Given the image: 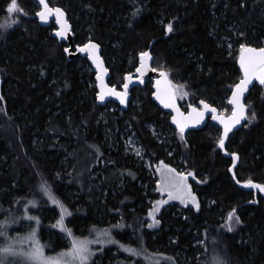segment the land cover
Segmentation results:
<instances>
[{
    "label": "trees",
    "instance_id": "obj_1",
    "mask_svg": "<svg viewBox=\"0 0 264 264\" xmlns=\"http://www.w3.org/2000/svg\"><path fill=\"white\" fill-rule=\"evenodd\" d=\"M9 2L0 0V205L14 209L37 201L47 253L66 248L72 237L50 223L54 217V222L60 220L61 209L40 189L44 180L71 213L64 214L63 223L78 239L80 233L88 238L107 227L122 242L137 236L139 248L165 255L169 264H217V257L225 264H264V194L255 187L241 188L248 179L264 184V87L256 85L247 99L248 116L255 110L256 119L228 138V154L240 155L232 177V159L223 156L217 143L219 128L208 125L184 134L187 139L178 141L177 152L170 156L149 124L171 132L176 140L181 135L172 128L170 115L152 100L151 83L132 92L140 106L130 104L119 112L98 105L97 89L89 87L94 73L84 67L87 59L69 61L68 46L52 36L54 24L39 26L34 0H18L26 15L8 13ZM49 3L68 13L78 45L88 37L101 45L110 84L118 90L138 65L139 53L149 51L153 68L168 71L191 101L198 104L206 98L222 110L241 78L239 53L231 43L264 47V0ZM114 54L120 62L111 66ZM128 129L152 167L163 161L179 173L178 158L188 164L195 176H187V182L194 177L199 209L179 213L177 206L165 207L160 228L150 232L149 200L157 199L151 193L155 184L144 165L126 153L123 137ZM232 209L242 223L237 225L234 217L229 231L226 218ZM197 256L205 261H196ZM95 258L116 264L108 250Z\"/></svg>",
    "mask_w": 264,
    "mask_h": 264
},
{
    "label": "snow or ice",
    "instance_id": "obj_2",
    "mask_svg": "<svg viewBox=\"0 0 264 264\" xmlns=\"http://www.w3.org/2000/svg\"><path fill=\"white\" fill-rule=\"evenodd\" d=\"M38 4L41 6V10L35 15L39 17L41 21H48L51 17H55L56 23L59 24L57 28L56 35L63 38L68 35L71 31V26L66 19V14L63 8L52 7L50 6L48 0H38ZM8 13H24L25 10L20 6L18 0H10L7 4ZM18 19V17H17ZM9 24L15 23V21L8 22ZM167 32H173V23L169 22L166 25ZM240 35H243L241 33ZM100 45L89 40L88 43L77 46L78 50L81 52H86L91 54L92 60L95 62L96 67L100 69V74L98 79L100 81L101 91L98 93L99 99L101 101L105 100V97L108 95L118 97L121 103H127V89L128 83L123 85V91H117L115 87H109L104 81V74L107 73V68L103 65V60L98 54V49ZM240 54H239V65L242 69V77L239 82L233 86L231 97L229 98L230 104L233 106L231 109V115L223 116L218 114V110L207 102L201 100L200 104L203 105V108H197L192 106V111L185 114L180 110L176 105V96L177 90H183L182 84L173 83L169 78V72L166 70H161V75L163 80H157L156 89L157 91L153 93L156 98L163 104L166 108H174L176 115L172 117V120L178 126L181 139H184V133L186 128L190 124H200L205 117L206 112L212 114L214 120H218L223 125V134L220 136L217 141L218 146L221 149H225V141L228 139L229 132L237 125L240 124L241 120L247 116L249 109V104L244 102L245 93L249 91V86L253 84V80L258 81L259 85L264 86V47L255 48L251 45L241 43L239 45ZM69 51V49H65ZM140 57V66L136 69L137 72L143 75L145 69L149 66V61L151 60V53L149 51H143L139 53ZM131 74H128L127 79L131 80ZM186 91H182V95H187ZM248 122L251 123L256 119L255 110L252 111L251 116H248ZM226 151V149H225ZM230 156L233 158L231 169L233 170V175H235V167L237 161L240 160L239 153L232 152ZM160 164L163 166L160 170L162 174L165 170L170 174L167 181L164 184V187L161 191L169 192V199H180L183 203L191 201V203L199 209L200 205L196 198L195 193L191 189V185L187 183V176H195L194 172H188L187 174L183 172H176V169L172 168L170 165L164 164L163 161H160ZM239 182V181H238ZM249 187H255L264 191V184L256 183L251 179H248L243 182ZM42 192L49 196L52 200V203L58 204L61 209L60 220L57 221V226L60 227L63 231L66 232L68 237L71 239V247L64 250L61 253L57 254L56 258L46 257L44 254V245H42L38 238V229L40 225V219L36 216L27 215L25 212V218L29 221H35V227L30 228L27 234L21 236L17 234L16 236H9L7 233V224L8 221H3L5 228L0 230V238L3 239V243L0 244V264H89L91 257L95 255L96 252H102L103 249H91L89 244L91 243H117L114 239H108L104 241H88L86 239H78L73 236L72 230L68 229L63 223L64 214H71L67 212L66 206L56 199L52 192L51 186L47 183L46 180L42 181L39 184ZM18 202V201H17ZM167 201H156V207L151 209L149 215L152 217V223L148 225L149 228L154 227L160 223L156 219L155 213L159 211L160 206ZM37 204L36 200H28L24 204V208L27 209L28 205L35 206ZM235 217V223L238 225L242 223L239 216L236 214V210L232 209L227 215L226 218V227L229 231L233 229V218ZM95 227V226H93ZM116 227H122V225H117ZM103 234V233H102ZM27 243V247H25ZM120 247L123 248L126 252L132 253L133 255H143V249L134 248L130 245L120 244ZM150 259V257H146ZM217 264H225V262L220 261L217 257Z\"/></svg>",
    "mask_w": 264,
    "mask_h": 264
},
{
    "label": "rangeland",
    "instance_id": "obj_3",
    "mask_svg": "<svg viewBox=\"0 0 264 264\" xmlns=\"http://www.w3.org/2000/svg\"><path fill=\"white\" fill-rule=\"evenodd\" d=\"M38 9H39V7H38ZM15 14H19V12L15 13ZM55 29H56V27H55ZM74 31H75V29H74ZM89 40H91L90 37H88L87 41L89 42ZM239 45H240V43L233 42V43H231L230 47H231V49H234L235 52H238L240 54ZM119 62H120V60H119L118 56H116V54H114L112 57L111 66H113ZM139 63H140V61L138 62V65L136 67L133 66L134 72L138 68ZM129 64L132 66V64H133L132 61ZM84 67L87 71H89V72L92 71L90 64L89 65L85 64ZM131 73H133V72H131ZM128 74H130V73H127L126 76ZM126 76L124 77L123 85L125 84ZM169 76H170V74H169ZM183 81H185V80H183ZM123 85L119 90H121L123 88ZM92 86L96 87L95 74H94V83L90 82L89 87H92ZM262 87H264V86H262ZM140 88H136V90H138ZM182 91H186V88H183V90H179V89L177 90V99H178V102H179L182 110L187 112L188 109L192 106L198 107L199 103L195 104L193 101H191L188 94L182 95ZM201 100L215 105L214 103L207 100L206 98H202ZM130 104H131V106H140V102L138 101V99L134 98L133 96H132ZM224 104H225L224 108L222 110H220L221 115H223V116L231 115L232 107H230L229 99H226ZM105 107H108V109H110V110H118L119 112L122 110L117 103L116 104L115 103H113V104L109 103ZM149 127L152 130L153 135L158 137V141L167 145L169 151L171 152V153H169L170 156H173L177 152V149H178L177 145L179 144L178 141H182V140L187 139V136H184V139H181V137H179L176 140V139H174L173 134L169 131L167 132L164 129H161L160 131H158L153 124H149ZM178 133H180V132H178ZM184 134H187V133H184ZM220 134H221V131H220ZM123 139H124L126 153L133 155L138 163H141L144 165V167L150 173L149 176L151 177V181H153L155 184L154 185L155 187L152 188L151 193L157 194V199L156 200H151V199L149 200L151 208L153 209L156 207V204H155L156 201H167V203L162 204L160 206L159 211L155 213L157 220L160 221L161 212L165 207L177 206L179 213H181L186 208H196L191 203V201H188L187 203H183L180 199H175V198L169 199L168 198L169 192L168 191H161V189L164 187V184L167 181L170 174L166 170L162 174L160 169L163 166L160 163L157 164L155 167L151 166L150 160L146 156V152H145L144 148L140 144V142L137 139V137L135 136V134L130 129H128L127 132H125ZM178 159H179L178 163L181 165L180 171L187 174L188 173V164L185 163V161L181 157H179ZM193 180H194V177H193V179H191V181L189 180L187 182L188 184L191 185V189H192ZM198 183H199V181L196 180L195 184H198ZM262 193L264 194V191H262ZM196 198H197V196H196ZM24 204L25 203H22V205L21 206L19 205V207L18 206H15V207L12 206V208L14 207V209H11V207L5 208L4 206L0 205V230H3L5 228V225L3 224V221H5V220L8 221V224L6 227H7V233L9 236H16L17 234H20L21 236H23L24 234H27L29 232L30 228L36 226L35 221H29L28 219L25 218V212H27V215L39 217V214L35 210L36 206L28 205L27 209H25ZM54 221H56V217L52 218V220H50V223L53 222L52 223V224H54L53 227L58 228V230L61 231L62 229L60 227H58L57 223ZM152 222H153L152 217L149 215L148 225L151 224ZM55 225H56V227H55ZM23 226L26 227L27 229L23 230V231H18ZM40 228H41V222H40L37 234H38V238H39L40 243L42 245H44V254L46 257L56 258L58 253H61L64 250L71 247V242L65 241L67 243L66 248H64V249H62L56 253H47L45 251L47 248V245L45 244V241L43 239H41V237H40ZM106 228L107 227H104V228L102 227L100 230H96L95 232L93 231V234L91 236H89L88 238H86V236L84 234L80 233L79 238L82 237V240L86 239L88 241H104V240H108L111 238V239H114L115 241H119L120 244L130 245L134 248L140 249L139 244H141V243H139L137 236L136 237L130 236L127 241L122 242L120 240H116L115 237L113 236V234H112L113 228H111V229H106ZM159 228H160V223L158 225H155L154 227L149 228V230H150V232H155ZM50 232L52 233V231H50ZM62 238H63L62 240H64V237H62ZM193 240H195V239H193ZM193 242H194V245L200 244L198 241H193ZM2 243H3V239L0 238V244H2ZM120 244H117V243H107V244H105V243H91V244H89V247L93 250L102 248L103 249L102 252H105L108 250V252L110 253V256L116 260V264H138L137 262H139V264H169L170 263V261H168L166 259L165 255L164 256L157 255L159 253L150 254V253L145 252L144 250H143V255H139V256L133 255L132 253H128L123 248H121ZM24 246L27 247V243H25ZM113 247H118V248L113 249ZM102 252H96L95 255L91 257V261L89 262V264H94V262H93L94 260H95V264H104V262L101 259L95 258L96 256H98ZM156 252H158V250ZM146 257H150V259H148ZM179 257H181L183 260H185L184 256L179 255ZM187 259H189V258H187ZM197 259L201 260V261H205V259H201V258H199V256H197L196 261H197ZM188 261L191 263L190 260H188ZM173 262L175 263V260Z\"/></svg>",
    "mask_w": 264,
    "mask_h": 264
},
{
    "label": "water",
    "instance_id": "obj_4",
    "mask_svg": "<svg viewBox=\"0 0 264 264\" xmlns=\"http://www.w3.org/2000/svg\"><path fill=\"white\" fill-rule=\"evenodd\" d=\"M35 2L37 3L39 9L41 10V6L38 4V0H35ZM49 2V0H48ZM50 4V3H49ZM51 6V5H50ZM39 10V11H40ZM65 14H66V19L68 20V23L70 24L71 26V31L68 33V35L66 37H59L56 35V31H54L53 33V38L56 39L59 43H64V44H67L68 47L66 49H69V51H65L66 55L68 56L69 58V61H71L72 59H76V58H86L90 64V67L92 68V71L93 73L95 74V82H96V88H97V102H98V105L102 106V107H105L107 106L109 103H117L119 104L120 108L123 110V111H127L128 108H129V105H130V102H131V99H132V91L136 88H140V87H144L147 83H151L152 85V91L153 93H155L157 91L156 89V82L157 80H163V77L161 75V72L160 71H157L156 69L153 68V59L151 57V60L149 61V66L145 69L143 75L141 76V73L137 72L135 70V72L133 73H130L131 74V80L129 81L127 79L128 75L126 76L125 78V83H128V89H127V103H121L120 102V99L118 97H115V96H111V95H108L105 97V100L101 101L99 99V96H98V93L101 91L100 89V81L98 79V75L100 74V69H98L96 67V64L95 62L92 60L91 58V54L90 53H86V52H81L78 50L77 46H82V45H78L76 42H75V35L73 33V26L72 24L70 23L69 21V15L68 13L65 11V9L63 8ZM36 19H37V22L39 24V26L43 27V28H49L51 26L52 23H54L56 29L59 28V24L56 23L55 21V17H51L48 21H41L39 19V17L36 15ZM96 43V42H95ZM98 44V43H97ZM100 45V44H99ZM98 54L99 56L102 58L103 60V65L105 68H107V73L104 74V81L105 83L109 86V87H114L110 84V80H111V71L109 70L108 66H107V63L103 57V49L100 45L99 49H98ZM140 61V60H139ZM139 66H140V63H139ZM138 66V67H139ZM239 72L241 74V77H242V69L240 68V65H239ZM258 84V81L256 80H253V84L249 86V91L251 89H253L255 87V85ZM117 91H123L124 89L122 88L121 90H118L116 88ZM249 91L247 93H245V97H244V102L247 104L246 102V96L247 94L249 93ZM152 99L153 101L155 102V104L158 106V108H160L164 113H167V114H170L171 116V120H170V123L172 125V127L179 132V129H178V126L175 124V122L172 120V117L174 115H176V112H175V109L174 108H166L163 104H161V102L156 98L155 95L152 96ZM176 105L180 108V110L182 112H184L185 114L189 113L192 111V107H190L188 109L187 112L183 111L179 102H178V99H177V96H176ZM196 107V106H195ZM215 107L217 110H218V114L221 115L219 109L216 107V106H213ZM233 107V106H232ZM197 108H203V105L198 104V107ZM248 116V114H247ZM247 116L241 120L240 124H237L231 132H229L228 134V138L230 135L232 134H235L237 132H239L242 128H244V126L246 125L247 123ZM208 125H212V126H216L217 128H219L223 134V125L218 121V120H214L212 118V114L210 112H206L205 114V117H204V120L200 123V124H190L186 130H185V133H188V132H193V131H196V130H203L205 129ZM227 141L228 139L225 141V149H226V144H227ZM220 151L222 152L223 156H225L226 158L228 159H232L233 158L230 156V154H228L227 150L225 151V149H221L219 147ZM238 162L236 163V166L238 165ZM235 170V169H234ZM230 172H231V175L232 177H234L233 175V170L230 168ZM241 188H245V189H250L252 187H249V186H242ZM257 190L259 192L262 193V191L260 189L257 188Z\"/></svg>",
    "mask_w": 264,
    "mask_h": 264
},
{
    "label": "bare ground",
    "instance_id": "obj_5",
    "mask_svg": "<svg viewBox=\"0 0 264 264\" xmlns=\"http://www.w3.org/2000/svg\"><path fill=\"white\" fill-rule=\"evenodd\" d=\"M35 1V0H34ZM37 4V3H36ZM38 6V5H37ZM54 24V23H53ZM55 26V25H54ZM56 30V29H55ZM54 33V32H53ZM52 36H53V34H52ZM67 45V44H66ZM68 46V45H67ZM238 68H239V59H238ZM256 85H258V84H256ZM255 85V86H256ZM258 86H261V85H258ZM97 89V88H96ZM252 90V89H251ZM251 90L249 91V93L247 94V96H246V102H247V99H248V97H249V94H250V92H251ZM152 96H153V94H152ZM153 100V99H152ZM206 102V101H205ZM208 103V102H207ZM248 103V102H247ZM208 104H210V103H208ZM119 105V104H118ZM211 105V104H210ZM213 106V105H212ZM230 107H232V105L230 104ZM220 111V110H219ZM221 113V112H220ZM167 114V113H166ZM247 114H248V112H247ZM168 115H170V114H168ZM171 117V116H170ZM248 117V116H247ZM247 120H248V118H247ZM216 127V126H215ZM221 131V130H220ZM178 132V131H177ZM222 133V132H221ZM256 190H257V188H255ZM258 191V190H257Z\"/></svg>",
    "mask_w": 264,
    "mask_h": 264
}]
</instances>
